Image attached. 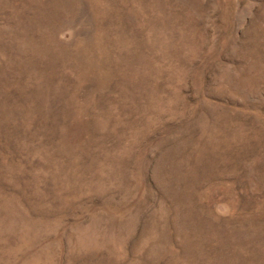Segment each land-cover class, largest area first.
I'll return each mask as SVG.
<instances>
[{"label": "rangeland", "instance_id": "374dc122", "mask_svg": "<svg viewBox=\"0 0 264 264\" xmlns=\"http://www.w3.org/2000/svg\"><path fill=\"white\" fill-rule=\"evenodd\" d=\"M0 264H264V0H0Z\"/></svg>", "mask_w": 264, "mask_h": 264}, {"label": "bare ground", "instance_id": "6f19581e", "mask_svg": "<svg viewBox=\"0 0 264 264\" xmlns=\"http://www.w3.org/2000/svg\"><path fill=\"white\" fill-rule=\"evenodd\" d=\"M104 6V5H103ZM106 12V11H105ZM84 38V37H83ZM87 41V40H86ZM105 47V46H104ZM105 51V50H104ZM84 53V52H83ZM102 56V55H101ZM94 57V56H93ZM89 58V57H88ZM102 58V57H101Z\"/></svg>", "mask_w": 264, "mask_h": 264}]
</instances>
